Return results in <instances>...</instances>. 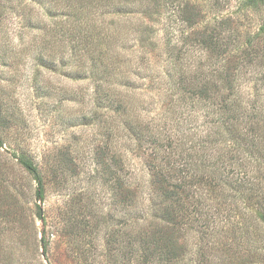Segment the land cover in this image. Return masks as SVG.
Segmentation results:
<instances>
[{"label": "rangeland", "instance_id": "1", "mask_svg": "<svg viewBox=\"0 0 264 264\" xmlns=\"http://www.w3.org/2000/svg\"><path fill=\"white\" fill-rule=\"evenodd\" d=\"M74 1L80 19L91 0ZM168 1L194 6L197 27L226 20L231 61H220L223 67H245L239 53L246 42L264 46V0L257 9L242 0ZM157 3L160 14L136 11L132 22L97 15L104 30L93 26L88 43L76 47L70 21L50 18L38 4L0 0V264H264V226L247 227L254 206L232 195L225 201L203 186L202 208L189 215L197 220L186 217L187 224L172 226L152 196L148 144L139 147L137 134L127 129L149 139L156 124L178 119L174 110L161 113L175 98L166 69L175 72L183 62L213 67L205 56L202 65L194 59L170 65L168 10L164 0ZM146 24L151 28L143 31ZM242 77L244 85L248 76ZM20 151L39 169L41 200L36 179L14 156ZM123 180L132 194L127 209L120 200ZM160 230L164 244L166 234L175 239L169 247L176 257L149 254L138 244L144 231L158 237Z\"/></svg>", "mask_w": 264, "mask_h": 264}, {"label": "trees", "instance_id": "2", "mask_svg": "<svg viewBox=\"0 0 264 264\" xmlns=\"http://www.w3.org/2000/svg\"><path fill=\"white\" fill-rule=\"evenodd\" d=\"M17 1L44 6V12L50 18L62 19L64 24L66 20L70 21L72 27H76V47L80 42L88 43L90 28L98 26L103 29L97 15H112L114 22L119 24L123 17L132 22L130 16L136 11L145 16L151 12L160 14L157 0H139L140 4H132L137 5L135 8L138 10L129 8L135 0H91L82 5L87 14L80 19L75 17L74 0ZM262 1L242 0L255 9ZM164 6L168 10L166 22L170 21L164 23L170 65L176 61L182 63V59H194L202 65V57L205 56L213 67H190L188 64L184 66L183 62L175 72L172 68L166 69L168 89L175 98L164 106L161 113L174 110L178 119L170 124H156L149 139H144L143 134L131 126L127 129L129 135L137 134L135 138L139 147L143 143L148 144L152 159L149 162L152 196L159 198V208L167 225L183 226L187 224L186 217L191 221L197 220L192 212L202 208L205 195L202 187L208 186L210 195L218 190L222 198L226 197L225 201H228V195H232L247 208L254 206V210L249 212L246 207L235 204L240 212L247 211L252 219L246 226L258 231L260 226H264V69L256 65L259 60L264 66V46L258 48L253 42H246L239 53L245 67H223L220 61H231L227 53L231 37L224 35L225 29H222L226 28V20L220 18L218 25L211 28L197 27L199 23L193 18L196 14L194 6L188 3L174 5L168 0H164ZM67 7L68 12L65 11ZM136 23L140 26L143 19ZM149 27L146 24L143 31ZM172 31H176V37ZM85 57L86 52L77 54L80 65ZM242 76H248L244 85L240 81ZM14 156L36 179V195L43 199V182L36 163L23 151ZM122 187L121 205L127 209L133 206L132 194L124 180ZM233 197L230 196L232 200ZM193 225L190 223V228ZM147 232L140 235L138 242L144 252L151 249L149 254L166 253L168 259L170 255L177 256L169 247L175 242L171 235L166 234L167 243L164 244V235L161 234L164 231L160 230L158 237L153 232L151 236L155 238L147 237Z\"/></svg>", "mask_w": 264, "mask_h": 264}]
</instances>
